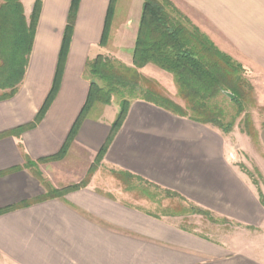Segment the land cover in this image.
Wrapping results in <instances>:
<instances>
[{"label":"crops","instance_id":"crops-1","mask_svg":"<svg viewBox=\"0 0 264 264\" xmlns=\"http://www.w3.org/2000/svg\"><path fill=\"white\" fill-rule=\"evenodd\" d=\"M56 1L42 0L23 80L12 98L0 101V264H264V206L240 166L259 172L264 197V121L257 149L243 152L215 127L135 99L100 163L233 222V231L189 230L98 187L87 171L118 112L109 120L87 115L62 160L37 164L40 178L25 166L26 158L36 163L58 153L87 96L85 62L93 48L109 49V43L99 46L109 0H80L54 100L36 127L6 135L33 121L51 87L70 0L57 18ZM124 1L116 0L114 16ZM126 1L124 29L133 0ZM170 1L264 84V0ZM124 29L118 35L127 44L116 46L114 55L131 67L138 26L132 34Z\"/></svg>","mask_w":264,"mask_h":264},{"label":"trees","instance_id":"trees-1","mask_svg":"<svg viewBox=\"0 0 264 264\" xmlns=\"http://www.w3.org/2000/svg\"><path fill=\"white\" fill-rule=\"evenodd\" d=\"M1 2L0 89H9V92L2 95L0 101L12 98L23 80L42 8V0H34L27 22L20 0H1ZM79 2L80 0H70L53 81L41 107L31 123L19 126L6 135L18 136L36 127L54 100L68 55ZM115 3L116 0H109L99 40L100 47H105L108 43ZM131 60V67L101 54L86 60L84 77L89 86L85 102L58 153L42 158L36 163L25 159V166L33 169L34 176L40 178L37 164L57 162L64 158L81 123L94 105H109L111 97L118 95L120 97L118 113L111 124L106 142L94 159L88 173L90 176L94 168L100 164L108 145L126 117L130 100L123 96V91L134 100H143L177 116L215 127L224 134L231 131L233 121L224 123L223 112L211 102L224 92L233 95L232 100L236 101L241 95V81L237 73L242 67L230 56L221 52L175 8L170 0H142ZM147 65H153L172 76L179 97L186 103L185 108L163 97L152 88L141 87V83H150L139 73V70ZM248 135L252 136L253 133L249 132ZM242 170L257 186L258 183L253 179L252 173L243 166ZM122 174L128 176L126 173ZM85 184L86 181L81 182L62 189L59 193L64 194ZM45 186L47 188V185ZM165 192L178 197L175 193ZM258 196L264 206V197L259 189ZM188 212L209 216L208 211L194 205Z\"/></svg>","mask_w":264,"mask_h":264},{"label":"rangeland","instance_id":"rangeland-1","mask_svg":"<svg viewBox=\"0 0 264 264\" xmlns=\"http://www.w3.org/2000/svg\"><path fill=\"white\" fill-rule=\"evenodd\" d=\"M33 1L34 0H20L23 6L24 17L27 22ZM64 1L65 0H57L52 7L56 18L60 16ZM141 2L142 0H133V2L129 4L130 9H128L129 12L127 16L130 17V20L126 29L121 28L120 22L126 16L124 4H127V1L125 0L120 5L117 9V13H115L114 21L110 30L111 34L108 41L109 49H103L101 51L99 47L93 48L90 52L91 58L95 57L97 54H101L111 59L118 60L114 55L117 54L116 46L127 44L122 43L118 32L121 31V29H124L132 34L133 30L137 29L139 15L141 14L142 8ZM1 3L0 0V4ZM124 52L127 53V51ZM232 60L237 62L233 58ZM118 61L121 62L120 60ZM121 63L124 64L123 62ZM240 65L242 69L238 71L237 76L241 81V95H239L236 101H233L225 94V92L220 93L211 103L223 112L224 123L233 121L232 129L226 135L233 141L234 145L239 146V143H241L243 145V152H246L249 149L248 146L252 147L254 150L257 149L258 129L264 121V84L259 75L251 74V72L244 68L242 64ZM139 73L145 79L150 81L149 84L141 83V87L152 88L163 97L169 99L178 106L185 108L186 103L179 97L177 87L169 73H166L153 65L143 67L139 70ZM8 92L9 89H0V97ZM123 96L130 101L134 100V98L129 96L125 91H123ZM119 102L120 97L118 95H113L109 105L96 104L89 111L88 115L91 117L101 115L106 120H109L118 112ZM249 132L253 133V135H248ZM239 154L240 155H238L236 159L239 160L240 158V160L242 159L243 161L244 159L241 158V153ZM244 158V162L253 166V159L250 155L246 156L244 153ZM92 166L93 164L88 169L87 174ZM240 166L243 165L240 164ZM249 171L252 173L254 177L253 179L258 183L256 187L259 189L262 185V179L259 172L254 167ZM93 175L97 176L98 187L102 189V191L109 192L127 202L139 205L152 214L174 218L186 229L198 230L203 234H211L210 229L212 228L233 231L238 227V225L233 222H229L224 218L216 217L210 212L207 217L198 214H191L188 211L189 208L192 207V204L184 202L176 196L168 195L162 189L150 187L147 184L123 176V174L117 170L100 166L99 164L98 167L94 168L91 172L90 177ZM251 231L253 232L252 234L254 237L258 234V232Z\"/></svg>","mask_w":264,"mask_h":264},{"label":"water","instance_id":"water-1","mask_svg":"<svg viewBox=\"0 0 264 264\" xmlns=\"http://www.w3.org/2000/svg\"><path fill=\"white\" fill-rule=\"evenodd\" d=\"M225 94H226L230 99H233V98H234V96L231 95L230 93L225 92Z\"/></svg>","mask_w":264,"mask_h":264}]
</instances>
